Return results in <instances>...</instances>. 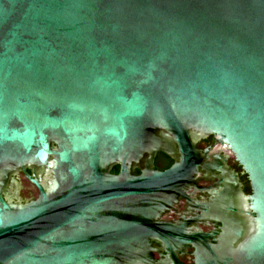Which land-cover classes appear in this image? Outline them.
Listing matches in <instances>:
<instances>
[{"label":"water","instance_id":"1","mask_svg":"<svg viewBox=\"0 0 264 264\" xmlns=\"http://www.w3.org/2000/svg\"><path fill=\"white\" fill-rule=\"evenodd\" d=\"M18 172L38 199L6 197ZM189 248L264 264V0H0V264Z\"/></svg>","mask_w":264,"mask_h":264},{"label":"flooded vegetation","instance_id":"2","mask_svg":"<svg viewBox=\"0 0 264 264\" xmlns=\"http://www.w3.org/2000/svg\"><path fill=\"white\" fill-rule=\"evenodd\" d=\"M211 143H212L211 138H207L205 140L200 141L197 144V148L202 150V149L206 148L207 146L211 145ZM157 157H158V154H157V156L155 158V162H154L155 169L160 170V171L167 169L168 167L167 168L166 167L162 168L160 166L157 167V164H156ZM234 163L235 162L233 160L229 159L228 165L230 166V169L235 171L238 174L239 179H240V181L243 185V188H244V183L242 182V178H243L244 174L241 173V169L237 165L236 166L238 167V169H237V167L234 166ZM112 169H111L110 173L116 174V173H112ZM26 172L29 175H32L34 173L35 175H41L43 177L44 176L50 177L49 175L45 174L44 168H41L38 166L26 168ZM12 178H13L14 184H11V181H9V184H8L7 190H6V197L9 198L12 203H14V204H19V203L20 204H26V203H30L31 201L38 199V191H37L36 187L33 186L28 180L25 179L24 174L22 172L16 173ZM182 210L183 209H178L172 213L168 212V217H166L162 220L168 221V222H174L177 220V218L175 217V214L178 211H182ZM205 230L206 229H204V231ZM154 246L157 247L158 244H154ZM192 252H193V249L189 248L187 251V254L184 257H179V260L184 264H192V259H193ZM154 259H158V254L155 252H154Z\"/></svg>","mask_w":264,"mask_h":264},{"label":"trees","instance_id":"3","mask_svg":"<svg viewBox=\"0 0 264 264\" xmlns=\"http://www.w3.org/2000/svg\"><path fill=\"white\" fill-rule=\"evenodd\" d=\"M156 164H157V167L160 166L162 168H165V167L167 168V167H169L172 164V161L167 156H165V155H163L161 153H158ZM234 166L237 167L235 163H234ZM237 169H238V167H237ZM117 171H118V167L115 166L112 169V173H117ZM135 173L138 174V171H135ZM242 182L244 183V188H243L244 192L246 194H249L250 193V189H249V185H248V182L246 180V176L245 175H243Z\"/></svg>","mask_w":264,"mask_h":264}]
</instances>
